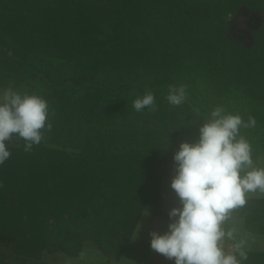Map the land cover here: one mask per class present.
I'll return each instance as SVG.
<instances>
[{"label":"trees","instance_id":"obj_1","mask_svg":"<svg viewBox=\"0 0 264 264\" xmlns=\"http://www.w3.org/2000/svg\"><path fill=\"white\" fill-rule=\"evenodd\" d=\"M243 7L264 0H0V86L44 98L52 124L30 152L17 134L6 146L0 264L78 257L88 230L99 247L117 240L119 259L145 211L165 216L174 154L218 106L255 119L240 134L253 160L264 155V26L249 45L232 36ZM180 85L187 98L173 106ZM146 91L156 108L137 112ZM234 212L264 234V196ZM245 251L241 264H264V249Z\"/></svg>","mask_w":264,"mask_h":264},{"label":"clouds","instance_id":"obj_2","mask_svg":"<svg viewBox=\"0 0 264 264\" xmlns=\"http://www.w3.org/2000/svg\"><path fill=\"white\" fill-rule=\"evenodd\" d=\"M187 86H169L167 101L179 106L187 98ZM139 112L156 108L154 94L146 91L133 101ZM48 103L37 94L14 91L11 87L0 94V165L9 157L6 141L14 134L25 141L24 151L30 152L51 131ZM249 117L225 113L216 107L205 117L195 143L182 142L174 154L175 176L171 188L181 207L169 212L172 222L168 231L150 233L151 249L175 264H241L248 259L247 241L237 239V228L226 224L235 210L247 203L249 193L264 194V168L256 167L250 143L240 134L241 127H254ZM231 241L230 249L225 246ZM239 257V259L237 258Z\"/></svg>","mask_w":264,"mask_h":264},{"label":"rangeland","instance_id":"obj_3","mask_svg":"<svg viewBox=\"0 0 264 264\" xmlns=\"http://www.w3.org/2000/svg\"><path fill=\"white\" fill-rule=\"evenodd\" d=\"M264 26V10L254 11L247 7L240 9L239 13L234 17L230 26V33L232 36L242 39L244 44L249 45L255 35L261 27ZM11 56L12 52L10 49L7 50ZM3 86H0V94L5 90ZM6 146H14L16 140L14 136L10 141H6ZM256 167L264 168V155H261L257 160H253ZM172 177H165L162 180V211L164 215L153 214L145 211L139 221L137 228H135L133 234L129 237L125 251L121 257L117 259L112 252L116 248L117 240H109L108 236L101 238V246L99 247L93 239L91 230L85 232L82 235L83 239V250L79 256L80 260L73 259V256H69L64 252L49 251L43 252L39 263L37 260H30L23 264H72L73 260L77 264H159L168 263L169 259L162 254L157 253L151 249L150 233L155 231L158 234H164L168 231V225L172 222L169 217V212L174 207H181L179 198L175 191L171 188ZM264 194L257 191L256 193H249L247 197H263ZM228 227L237 228V239H245L247 241L245 250H263L264 249V234L257 230V227H248L245 218L233 213V218L227 223ZM69 241L75 238V230L72 228L68 229ZM49 230L46 232L48 236ZM232 245L231 241H226L225 246L230 249ZM54 248L50 246V249ZM111 250L108 252L106 250ZM67 255V256H66ZM64 258H72L73 260L67 259L64 262ZM172 260V259H171ZM62 261V263H60ZM175 263V260H173ZM159 262V263H158ZM18 264V263H17Z\"/></svg>","mask_w":264,"mask_h":264},{"label":"crops","instance_id":"obj_4","mask_svg":"<svg viewBox=\"0 0 264 264\" xmlns=\"http://www.w3.org/2000/svg\"><path fill=\"white\" fill-rule=\"evenodd\" d=\"M227 225V224H226ZM226 228H227V226H225ZM227 248V247H226ZM228 249V248H227ZM67 256V255H66ZM65 260H64V262L67 260V259H70V260H73V259H78V261L77 262H79V260H80V258H79V256L78 257H74L73 259L72 258H64ZM174 259H169V261H168V263L169 264H175V263H173L174 261H173ZM77 262H75L74 260H73V263L72 264H77ZM60 263H62V261L60 262ZM159 263V262H158ZM159 264H167V263H159Z\"/></svg>","mask_w":264,"mask_h":264}]
</instances>
